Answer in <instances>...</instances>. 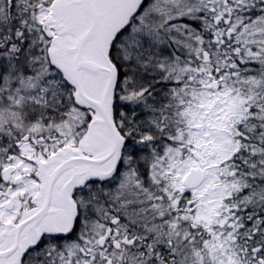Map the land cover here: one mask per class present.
<instances>
[{"label": "snow or ice", "instance_id": "obj_1", "mask_svg": "<svg viewBox=\"0 0 264 264\" xmlns=\"http://www.w3.org/2000/svg\"><path fill=\"white\" fill-rule=\"evenodd\" d=\"M0 264H264V0H0Z\"/></svg>", "mask_w": 264, "mask_h": 264}]
</instances>
